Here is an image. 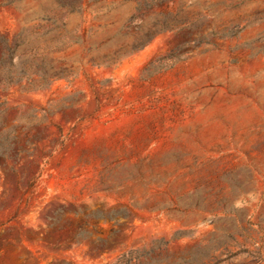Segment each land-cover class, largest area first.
<instances>
[{"label":"rangeland","instance_id":"1","mask_svg":"<svg viewBox=\"0 0 264 264\" xmlns=\"http://www.w3.org/2000/svg\"><path fill=\"white\" fill-rule=\"evenodd\" d=\"M264 264V0H0V264Z\"/></svg>","mask_w":264,"mask_h":264},{"label":"trees","instance_id":"2","mask_svg":"<svg viewBox=\"0 0 264 264\" xmlns=\"http://www.w3.org/2000/svg\"><path fill=\"white\" fill-rule=\"evenodd\" d=\"M129 259H127L126 254L123 255L115 264H128Z\"/></svg>","mask_w":264,"mask_h":264}]
</instances>
